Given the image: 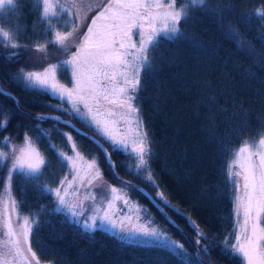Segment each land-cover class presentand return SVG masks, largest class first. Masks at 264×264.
Masks as SVG:
<instances>
[{
    "label": "snow or ice",
    "instance_id": "obj_1",
    "mask_svg": "<svg viewBox=\"0 0 264 264\" xmlns=\"http://www.w3.org/2000/svg\"><path fill=\"white\" fill-rule=\"evenodd\" d=\"M15 7L16 0H0V14ZM35 7L43 27L42 40L24 43L19 40V27L15 30L0 27V49L4 50L2 55L7 61H17L21 51L28 50V59L9 74V79L24 91L50 96L57 103L47 107L69 118L24 113L37 123L16 136L2 135L8 131L13 114L0 107V170L3 171L0 187L4 194L0 196V264H51L41 260L32 247V238L52 224L48 217L53 214H63L82 229V234L90 237L97 230L113 231L122 241L167 250L180 264H204L205 257L212 264L211 251L216 247L230 261L264 264V131L257 139L242 140L241 146L231 152L227 174L235 193L232 232L220 240L210 241L191 216L177 209L195 232L192 240L195 255L176 240L165 225L156 223L147 209L131 199L130 191L143 193V190L123 180L112 159L113 153L134 159L136 174L155 189L154 194L148 193L152 200L163 207H175L151 169L153 145L137 103L142 75L155 71L153 61L162 41L186 37L183 25L190 22L197 11L213 16H220L224 11L234 12L231 0L218 3L211 0H95L94 3L90 0H35ZM94 9L97 11L89 21L88 14ZM252 17L260 23L257 39L264 44V5L239 13L243 24L251 23ZM226 36L242 54L260 56V66L264 68V54L256 52L245 33L229 23ZM50 46L56 50L58 58H50ZM37 63L42 66L37 68ZM65 72L67 80L61 82ZM0 96L13 100L19 107V97L2 86ZM72 119L90 128L100 140L77 129ZM47 121L53 122L51 129L42 127ZM60 125L71 131L64 132ZM52 131L65 138L68 150L52 142ZM30 132L36 134L30 135ZM73 132L96 144L120 187L104 179L97 157L84 156ZM21 135L22 139L17 142ZM41 139L47 140L48 149L56 154L59 165L67 169L57 180H49L46 175L50 161L38 147ZM121 163L131 171L128 165ZM17 182L22 191L34 189L40 196L49 197L50 203L40 204L35 211L29 209V213L24 214L23 202L12 196ZM95 188L100 189L99 199L93 191ZM81 189L85 191L81 193ZM169 223L181 228L175 221Z\"/></svg>",
    "mask_w": 264,
    "mask_h": 264
},
{
    "label": "trees",
    "instance_id": "obj_2",
    "mask_svg": "<svg viewBox=\"0 0 264 264\" xmlns=\"http://www.w3.org/2000/svg\"><path fill=\"white\" fill-rule=\"evenodd\" d=\"M231 3L235 5V11H224L220 16L197 11L193 19L183 25L186 37L162 41L153 61L155 71L142 75V87L138 93L140 115L153 145L151 169L160 188L175 206L165 209L185 231L169 223L170 220L144 193L131 191L132 195L145 202L154 219L165 225L193 255L195 250L190 238L194 240L195 232L177 209L191 216L210 241L220 240L232 232L235 193L227 174L231 152L241 145L242 140L257 139L264 131V68L260 66V56L242 54L226 36L227 26L231 23L246 34L257 53L264 54V44L257 39L260 23L252 17L251 23L243 24L239 18L242 10L251 11L264 5V0H231ZM0 27L6 30L19 27V40L24 43L43 39L35 0H16L14 10L0 14ZM3 51L0 49V86L19 97V103L25 108L0 96V107L13 114L8 131L2 135L16 136L37 123L25 117L24 113L35 116L34 113L50 110L47 105L54 99L24 91L10 81L9 74L28 59L27 49L21 51L15 62L7 61ZM49 51L52 59L58 58L54 48L50 46ZM74 120L94 133L79 120ZM52 124V121H47L42 127L51 129ZM60 127L62 130L68 128ZM73 135L83 153L96 155L106 178L119 183L108 171L104 155L96 144L87 137L74 132ZM50 138L68 150L63 136L52 131ZM21 139L22 135L17 137V142ZM38 147L50 161L46 170L48 179L57 180L66 168L59 165L56 154L48 149L47 140L38 141ZM112 158L120 175L143 184L155 193L153 186L136 174L134 159L120 153H113ZM122 161L131 171L122 165ZM2 176L3 171L0 170ZM12 190L15 198L23 202V213L28 214L29 209L35 211L38 205L50 203L49 197L40 196L34 189L22 191L18 182ZM48 219L52 224L33 236L32 247L41 260L51 264H180L179 259L167 250L131 240L122 241L111 231L97 230L91 237L82 234V229L70 223L63 214H53ZM211 255L214 264H240L239 260L227 259L218 247L211 251ZM204 260L208 261L206 257Z\"/></svg>",
    "mask_w": 264,
    "mask_h": 264
},
{
    "label": "rangeland",
    "instance_id": "obj_3",
    "mask_svg": "<svg viewBox=\"0 0 264 264\" xmlns=\"http://www.w3.org/2000/svg\"><path fill=\"white\" fill-rule=\"evenodd\" d=\"M95 11H97V9H94L92 12H90L89 14H88V16H89V21H90V18H91V16L92 15H94L95 14ZM51 59H52V57H50ZM42 65L40 64V63H37L36 64V67L37 68H39V67H41ZM67 76H68V73L67 72H65L64 73V76L63 77H61V82H66V80H67ZM57 103V101L56 100H52V101H50V104H56ZM67 106V105H66ZM49 111H56V110H54V109H50ZM61 113V112H60ZM62 115H64V116H67V115H65V114H63V113H61ZM74 120V119H73ZM75 121V120H74ZM76 122V121H75ZM76 123H78V122H76ZM79 124V123H78ZM80 125V124H79ZM81 126V125H80ZM82 127V126H81ZM84 128V127H83ZM88 130V129H87ZM63 131L64 132H70L71 130L70 129H68V128H64L63 129ZM73 134V133H72ZM99 137V136H98ZM239 146H241V145H239ZM238 146V147H239ZM84 154V156L87 158V159H91L93 156H95L96 157V155H93V154H91L90 156H88V155H86L85 153H83ZM99 160V159H98ZM100 163V162H99ZM100 167L102 168V166H101V163H100ZM103 169V168H102ZM65 172H67V169L60 175V177L59 178H61L64 174H65ZM103 174H104V172H103ZM69 178H71V177H69ZM104 179L109 183V184H111V185H113V186H116V187H120V183H113V182H110L109 181V179H107L106 178V176L104 175ZM242 180H241V185H242ZM85 191V189H81V193H83ZM93 191L97 194V199H99V195H100V189L99 188H95V189H93ZM4 194H3V188L0 190V196H3ZM129 195H130V197H131V199L133 200V201H135V202H138L140 205H142L145 209H147L148 210V214L154 219V217H153V215H152V213H150V211H149V209H148V206L146 205V203L145 202H143V201H141L137 196H133L132 195V192L130 191L129 192ZM241 195H242V189H241ZM12 196L13 197H15L14 196V194H13V190H12ZM5 199H6V197H5ZM86 204H91V201H86L85 202ZM117 204H118V206H122V205H120L119 204V202H117ZM0 211H2V208H0ZM124 211H128L127 209H124ZM24 214H26V213H24ZM129 214H131V213H129ZM13 219L15 220V216L13 217ZM155 220V219H154ZM156 221V220H155ZM156 223H158L159 224V222L158 221H156ZM111 232H113V231H111ZM114 233V232H113ZM42 261H45V262H47L46 260H42Z\"/></svg>",
    "mask_w": 264,
    "mask_h": 264
},
{
    "label": "water",
    "instance_id": "obj_4",
    "mask_svg": "<svg viewBox=\"0 0 264 264\" xmlns=\"http://www.w3.org/2000/svg\"><path fill=\"white\" fill-rule=\"evenodd\" d=\"M5 89V88H4ZM6 91H8V92H11L10 90H8V89H5ZM12 93V92H11ZM19 106L21 107V108H25V107H23L20 103H19ZM35 115H37V114H44V115H53V116H55V115H60V116H62V118L63 119H68L69 117L68 116H64V115H62L60 112H58V111H49V110H46V111H41V112H39V113H34ZM74 125H75V127L77 128V129H81L82 131H84V132H87L88 133V136H93V137H95V139L96 140H100V137H98V136H96L94 133H92V132H90L89 130H87V129H85V128H83V127H81L78 123H76L73 119H72V121H71ZM101 143H103V141H101ZM104 146L105 147H107L106 146V144H104ZM104 155V154H103ZM113 159V158H112ZM116 172L118 173V171H117V169H116ZM118 175L119 176H122V175H120L119 173H118ZM122 178H124L125 180H127V181H130L132 184H135V185H139V187H140V189H142L143 190V193L148 197V199L150 200V201H152L158 208H159V210L170 220V221H175L176 223H178L180 226H181V229L183 230V231H185L184 230V228H183V226L179 223V222H177L172 216H171V214L165 209V207H163L162 205H159V204H157L154 200H152V197L151 196H149L148 195V193L150 192L143 184H141V183H139V182H137V181H134V180H132V179H129V178H127V177H124V176H122ZM161 209H163V210H161ZM191 239V241L193 240L192 238H190ZM195 250V249H194ZM204 263H209L208 261H206V260H204ZM212 264H214V263H212Z\"/></svg>",
    "mask_w": 264,
    "mask_h": 264
}]
</instances>
